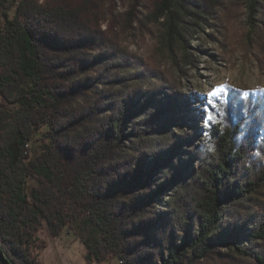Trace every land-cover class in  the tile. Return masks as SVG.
<instances>
[{
	"label": "trees",
	"instance_id": "trees-1",
	"mask_svg": "<svg viewBox=\"0 0 264 264\" xmlns=\"http://www.w3.org/2000/svg\"><path fill=\"white\" fill-rule=\"evenodd\" d=\"M107 1L18 0L10 16L0 0V254L42 264L43 223L59 236L83 218L101 234L83 238L88 261L264 264V89L230 87L227 109L200 125L179 79L154 64L133 76L139 58L110 33L114 21L103 28ZM145 5L183 67L195 33L243 10L264 64V0Z\"/></svg>",
	"mask_w": 264,
	"mask_h": 264
},
{
	"label": "rangeland",
	"instance_id": "rangeland-1",
	"mask_svg": "<svg viewBox=\"0 0 264 264\" xmlns=\"http://www.w3.org/2000/svg\"><path fill=\"white\" fill-rule=\"evenodd\" d=\"M8 1L10 6L4 11L12 16L18 0ZM145 3L146 0L107 1L103 28L109 21H114L110 33L139 58L140 66L132 70L133 76L143 77L144 64H154L156 68L179 79L181 91L185 95V111L200 125H207L205 108L210 107L207 104L209 99H216L209 96L213 90L224 86L227 94L230 87L241 90L264 89V64H260L258 59L261 55L246 38L247 25L243 10H238L235 18L228 22H217L212 26L208 24L195 33L194 38L187 42L192 64L183 67V52L179 51L175 61L161 46L160 24L151 21ZM4 21L0 15L1 26ZM148 81L156 83L152 78ZM136 96L141 97L142 92ZM8 107L13 108L12 105ZM46 130L45 126L35 132L29 143L30 157L41 152ZM12 149L17 155L16 147ZM34 184V180L30 181V188ZM36 236L46 242V247L39 252L42 264H122L116 256L103 263L94 257L87 260L88 249L83 238L87 237L96 244L101 234L83 218L66 226L59 236H53L43 223L36 231Z\"/></svg>",
	"mask_w": 264,
	"mask_h": 264
},
{
	"label": "snow or ice",
	"instance_id": "snow-or-ice-1",
	"mask_svg": "<svg viewBox=\"0 0 264 264\" xmlns=\"http://www.w3.org/2000/svg\"><path fill=\"white\" fill-rule=\"evenodd\" d=\"M225 93H226V89L224 86H221L213 90L211 93H209V96L216 98V99H209L207 101V104L210 107L205 108L206 119L210 124H212V122L215 121L216 119V117L212 114V110L218 109L220 104H224L226 109L229 105V100Z\"/></svg>",
	"mask_w": 264,
	"mask_h": 264
},
{
	"label": "water",
	"instance_id": "water-1",
	"mask_svg": "<svg viewBox=\"0 0 264 264\" xmlns=\"http://www.w3.org/2000/svg\"><path fill=\"white\" fill-rule=\"evenodd\" d=\"M0 261L3 263V264H7V262L5 261L4 257L0 254Z\"/></svg>",
	"mask_w": 264,
	"mask_h": 264
}]
</instances>
